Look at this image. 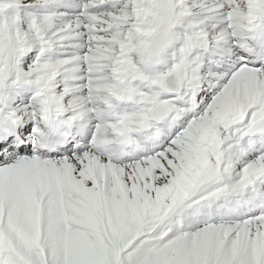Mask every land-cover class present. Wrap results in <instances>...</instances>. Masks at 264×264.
<instances>
[{
	"label": "snow or ice",
	"instance_id": "1",
	"mask_svg": "<svg viewBox=\"0 0 264 264\" xmlns=\"http://www.w3.org/2000/svg\"><path fill=\"white\" fill-rule=\"evenodd\" d=\"M0 264H264V0H0Z\"/></svg>",
	"mask_w": 264,
	"mask_h": 264
}]
</instances>
